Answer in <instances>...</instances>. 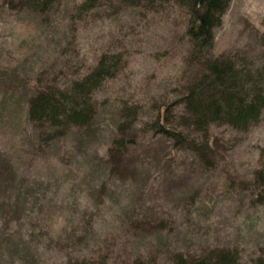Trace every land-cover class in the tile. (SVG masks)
Segmentation results:
<instances>
[{
    "label": "rangeland",
    "instance_id": "1",
    "mask_svg": "<svg viewBox=\"0 0 264 264\" xmlns=\"http://www.w3.org/2000/svg\"><path fill=\"white\" fill-rule=\"evenodd\" d=\"M84 1L42 14L0 0V264H173L213 249L252 264L264 250V206L230 181L249 182L259 167L264 116L248 130L213 128L206 166L154 129L166 110L167 126L189 135L178 102L207 75L188 58V9L100 0L79 19ZM263 17L264 0H231L212 55L260 67ZM104 54H122L126 67L93 97L91 124L44 142L28 121L31 99L48 86L70 90ZM120 129L132 144L109 160Z\"/></svg>",
    "mask_w": 264,
    "mask_h": 264
},
{
    "label": "trees",
    "instance_id": "2",
    "mask_svg": "<svg viewBox=\"0 0 264 264\" xmlns=\"http://www.w3.org/2000/svg\"><path fill=\"white\" fill-rule=\"evenodd\" d=\"M231 0H122L126 5L154 9L158 2H176L189 11L185 38L191 50L189 59L204 62L207 75L194 84L189 93L179 100L190 118L183 120V127L191 136H185L167 126V116L161 115L154 129L158 135L174 139L186 145L199 155L208 167L213 166L215 156L213 128L233 127L248 130L260 124L264 116V34L261 37L263 57L260 67L250 68L236 53L229 57L216 58L212 55L214 30L224 16ZM59 0H6L9 10H32L46 13L52 10ZM100 0H85L78 6L79 19L98 8ZM264 28V17H263ZM126 67L122 54H104L96 67L82 80L75 82L70 90L48 86L38 90L30 101L28 121L40 132L44 142H52L65 137L72 128H84L94 118L92 99L108 81L116 79ZM200 138V139H199ZM200 140V141H199ZM108 159H116L125 152L131 141L127 140L122 129L116 135ZM252 180L238 182L232 179L231 187L251 192L256 203L264 206V153ZM239 254L235 251L213 249L196 257L178 255L173 264H239ZM67 264H115L105 257L95 261H69ZM133 264H150L135 260ZM252 264H264V250Z\"/></svg>",
    "mask_w": 264,
    "mask_h": 264
}]
</instances>
